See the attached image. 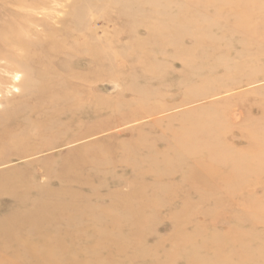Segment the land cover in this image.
I'll list each match as a JSON object with an SVG mask.
<instances>
[{
  "label": "rangeland",
  "instance_id": "374dc122",
  "mask_svg": "<svg viewBox=\"0 0 264 264\" xmlns=\"http://www.w3.org/2000/svg\"><path fill=\"white\" fill-rule=\"evenodd\" d=\"M10 2L0 264H264V0Z\"/></svg>",
  "mask_w": 264,
  "mask_h": 264
},
{
  "label": "bare ground",
  "instance_id": "6f19581e",
  "mask_svg": "<svg viewBox=\"0 0 264 264\" xmlns=\"http://www.w3.org/2000/svg\"><path fill=\"white\" fill-rule=\"evenodd\" d=\"M69 3V2H68ZM10 5L12 6L11 7V9L10 10H8L9 8L5 5V4H3L2 5V10H4V11H1V12H5V13H10L11 14V17L8 19V20H6L5 22H3L2 23V26H5V27H7V28H11V30H13V31H18L20 28H21V26H20V24L22 25V21H20V18L19 17H15V16H17L18 15V13L16 12V10H15V8L17 7V6H19V5H21V2H20V0H11V2H10ZM28 6H32V3L31 2H29L28 3ZM54 6V5H53ZM59 7V6H58ZM64 10V9H63ZM52 13V12H51ZM92 13V12H91ZM35 15V14H34ZM58 20V19H57ZM3 40H4V42H6L5 44L9 47V51H12L11 49H13V50H15V48H17V45H18V43H20L21 41L19 40V39H17V38H15V39H12V38H9L8 37V35H6V36H3V38H2ZM242 114V113H241ZM234 120H237V116H235L234 118H233ZM221 249V248H220ZM241 258V257H240ZM248 261H249V259H248ZM264 261V260H263ZM262 261V262H263ZM260 264V263H259Z\"/></svg>",
  "mask_w": 264,
  "mask_h": 264
}]
</instances>
